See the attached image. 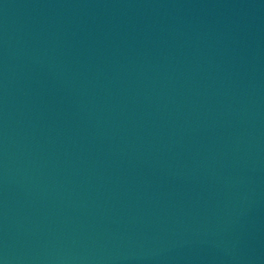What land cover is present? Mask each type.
<instances>
[{
    "label": "water",
    "instance_id": "obj_1",
    "mask_svg": "<svg viewBox=\"0 0 264 264\" xmlns=\"http://www.w3.org/2000/svg\"><path fill=\"white\" fill-rule=\"evenodd\" d=\"M84 0H0V264H100Z\"/></svg>",
    "mask_w": 264,
    "mask_h": 264
}]
</instances>
